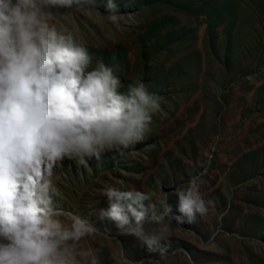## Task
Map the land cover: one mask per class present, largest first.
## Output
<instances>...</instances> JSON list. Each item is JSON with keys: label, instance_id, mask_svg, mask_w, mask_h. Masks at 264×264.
<instances>
[{"label": "rangeland", "instance_id": "rangeland-1", "mask_svg": "<svg viewBox=\"0 0 264 264\" xmlns=\"http://www.w3.org/2000/svg\"><path fill=\"white\" fill-rule=\"evenodd\" d=\"M107 2L51 8L50 22L74 31L90 67L112 69L118 91L142 81L161 112L127 149L59 162L53 206L100 229L81 246L100 249L101 264H121V248L133 264H264V0H113L116 23ZM197 175L214 206L195 223L166 218L164 253L100 219L108 188L148 194L149 215L179 214L177 191Z\"/></svg>", "mask_w": 264, "mask_h": 264}, {"label": "clouds", "instance_id": "clouds-1", "mask_svg": "<svg viewBox=\"0 0 264 264\" xmlns=\"http://www.w3.org/2000/svg\"><path fill=\"white\" fill-rule=\"evenodd\" d=\"M95 0H0V264H101L100 249L81 246L100 229L76 211L58 210L53 169L63 160L85 164L105 151L127 149L145 139L158 97L142 81L126 93L110 67H90L92 57L73 30L51 23V8ZM107 19L116 23L113 0ZM200 176L178 190V213L166 206L151 215L146 193L108 188L101 220L134 236L148 251L164 253L169 223H195L208 206ZM60 217H63L61 219ZM163 225L146 232L145 220ZM111 232V229H108ZM121 264H133L123 259Z\"/></svg>", "mask_w": 264, "mask_h": 264}]
</instances>
